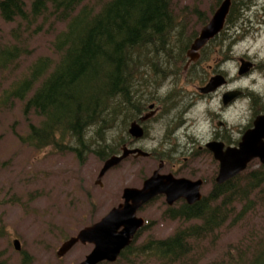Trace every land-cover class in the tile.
<instances>
[{"label":"trees","instance_id":"16d2710c","mask_svg":"<svg viewBox=\"0 0 264 264\" xmlns=\"http://www.w3.org/2000/svg\"><path fill=\"white\" fill-rule=\"evenodd\" d=\"M222 1L214 0L212 12ZM250 1L233 0L227 23L237 22ZM175 2L0 0V17L17 23L11 32L14 41L0 39V82H5L0 86V108L21 105L27 121V131L21 134L25 143L37 149L54 145L81 162L94 152L102 158L115 153L118 149L107 132L116 117L130 120L146 100L145 93L182 73L198 35L192 25L194 13L203 25L208 21L200 8L185 7L178 17ZM51 17L64 27L49 42V53H41L24 68V25L39 32ZM147 65L152 70L145 69ZM19 67L23 69L12 74ZM163 217L185 225L168 238L151 237L139 247H129L122 258L137 250L138 264H264V163L222 184L215 182L194 206L165 211ZM225 225L245 232L222 249L220 257L206 261L204 246L215 245ZM3 253L0 264H14ZM31 262L24 253L21 264Z\"/></svg>","mask_w":264,"mask_h":264},{"label":"rangeland","instance_id":"374dc122","mask_svg":"<svg viewBox=\"0 0 264 264\" xmlns=\"http://www.w3.org/2000/svg\"><path fill=\"white\" fill-rule=\"evenodd\" d=\"M31 1L27 0L28 3ZM213 3L214 0H176L175 10L177 16L181 17L185 7L200 8L205 11V16L210 21L218 8L212 12ZM241 13L238 21L228 23L224 31L205 49L196 67L198 76L195 77L197 79H194V83L198 85L207 81L210 78L208 65L215 63L217 67L220 66L229 72V77L234 79L232 86H242L259 97L260 92L254 91L253 87L264 91V83H261L264 81V0H251ZM16 25L17 23L7 22L0 17V39L6 42L14 41L11 32ZM192 25L194 33L199 35L204 25L195 13ZM33 27L35 26L27 28L24 25L23 28L22 44L26 49L23 56L24 68L41 53H49V42L64 27V23L56 22L54 17H51L44 23L41 31L34 32ZM192 29H189L188 33ZM240 57L254 60L257 66L237 78ZM23 67H19L12 74L17 75ZM145 69L152 70V67ZM254 74L256 78H253ZM167 80L161 82L159 90H152L143 95L146 100L142 99L141 109L148 107L149 100L156 96L161 99L163 92L174 90L170 79ZM244 81H248V84L245 85ZM4 83L0 82V86ZM179 86L180 83L175 81L174 87ZM186 87L185 82L181 84L183 94L188 92L187 88H191ZM184 97L183 102L176 103L173 108L166 105V112L154 124L148 139L129 143L132 138L128 132L131 120L117 116L107 132L110 142L118 149L117 153L113 154H122L121 147L128 144L139 149L155 150L159 154L156 158L146 157L149 154L136 157L129 155L123 162L106 171L99 182V174L113 154L102 158L94 152L81 162L73 153L58 152L54 145L37 149L21 138V134L27 131V121L21 113V105L15 102L11 107L0 108V228L4 226L3 233L0 234V251H4L3 256L14 264H21L24 253L31 257V264H80L93 250L94 245L78 242L65 255L58 256L61 245L117 206L125 188L143 185L144 180L158 168L159 157L166 151L170 153L174 150L173 147L160 148L159 139L169 143L177 141L176 137L188 141L192 140L190 137H194V178H207L208 182L202 188V193L204 196L208 195L214 186L218 168L217 162L212 161V157L200 149V146L205 145L212 130L220 128L218 123L221 116L219 118L217 112L222 109L221 102L215 96L204 98L194 92V112L186 114L184 119L182 109L185 102L191 100V93ZM248 107L249 103L246 104V109ZM239 108L240 106L227 111L230 122L236 119ZM236 123L237 121L234 122ZM235 126H238V123ZM90 130L92 133L94 127ZM174 155L175 152L172 156ZM260 165V160L256 159L248 166V170L251 172ZM162 202L160 197H155L139 211V215L143 216L149 225L142 230L133 246L143 245L149 237L168 238L185 225L182 220L165 219V206ZM244 232L245 229L239 226L225 225L217 232L215 245L204 246L206 261L220 257L223 253L221 250L229 248V244L241 238ZM16 238L21 240V251L16 250L14 246L13 240ZM136 252L137 250H134L133 255L114 262L104 261L99 264H138L136 259H139V256ZM191 256H194V252ZM146 264L152 262L148 261Z\"/></svg>","mask_w":264,"mask_h":264},{"label":"water","instance_id":"95a60500","mask_svg":"<svg viewBox=\"0 0 264 264\" xmlns=\"http://www.w3.org/2000/svg\"><path fill=\"white\" fill-rule=\"evenodd\" d=\"M232 0H223L214 12L195 41L192 42L187 51L190 60H197L200 50L208 42L218 35L225 27L227 16L230 13ZM250 68L248 61H242L240 74L247 72ZM222 74L212 76L206 85L200 88L203 93L216 90L225 83ZM238 92L233 91L224 95L227 103ZM129 133L135 138L143 136L144 129L136 121L132 122ZM207 147L214 153V157L220 162L216 182L222 184L237 176L256 158L264 163V115H260L254 121V126L248 129L238 146H227L220 141H212ZM122 154L112 155L104 164L98 182L111 167L123 162L131 153L139 152L142 155L149 154L142 149H130L123 146ZM202 180H189L187 178H175L172 174L164 175L155 171L149 178L145 179L141 187H127L123 191L124 201L114 207L98 222L86 226L76 235L63 242L58 250V256L65 255L78 242L93 243V250L80 264H99L102 261L114 262L118 259L120 252L128 244L141 228L145 219L137 216L139 208L148 203L158 194H166L167 202L174 203L179 198H186L189 203H196L203 197L201 193ZM123 226V229L119 230ZM16 250H22V243L19 238L13 240Z\"/></svg>","mask_w":264,"mask_h":264},{"label":"flooded vegetation","instance_id":"af4514ba","mask_svg":"<svg viewBox=\"0 0 264 264\" xmlns=\"http://www.w3.org/2000/svg\"><path fill=\"white\" fill-rule=\"evenodd\" d=\"M227 24L228 23L226 21L225 27ZM225 27H224V29H225ZM224 29L218 35H216L213 39H211L208 42V44L200 50V56L197 60H190L187 56V58H186L187 60H186L185 65L183 67L182 73L178 74L177 76L172 74L167 78V79H170L171 86L173 87L174 90H168L166 92H163L164 95L161 97V99H159L157 96L154 99L149 98L151 100L148 99L149 100L147 102V103H149L148 107H144L142 109L140 108L137 110H135V107H133V109L135 111L132 114V117L130 119L131 120L130 123L132 124V122H134V121L138 122L143 127L144 134H143V136H141L139 138H135L134 136H132L130 134L132 136V138L130 139L129 143H132V142H135L138 140H142V139H148L150 134H151V131L154 129V124H156L157 121L161 118V115L166 112V110L168 108L166 105H169L173 108L176 103L178 104V103L183 102V99H185L184 95L191 93V100H187L183 106V109H182L184 119L186 118V114H188L189 112H192V114H193V112H194V92H196L200 97H204V98H206L207 96L214 98V96H215L219 100V102H221V107H222V109H220L221 111L217 112L219 114L217 116L219 118L221 116L220 122L218 123V126H220V128L214 129L210 132V136H209L210 138L208 139V141L205 142L204 146H200V149H203L204 152L208 156H211L212 161L217 162L216 163L217 168H218L217 173H216V177H217L218 172H219L218 170L220 167V162L214 157V153L207 147V144L212 142V141H220V142L225 143V147H227V146H238V144L241 141L244 133L248 129H250L254 126V121L256 120V118L260 115H264V96H262L260 94L261 97L260 96L258 97V96H256V93L250 92L249 90H246L242 86L232 87V82L234 81V79L229 77L228 71L221 69L220 66L217 67L215 65V63L208 65V67L210 68V70H209L210 76L209 77L211 78L212 76L222 74L226 79L224 84L220 85L216 90H214L212 92L203 93L200 91V88L202 86L206 85L210 78H208L207 81L200 83L198 85H196L197 83H194V79H197V78H195V77H197V76H195L197 73L196 67H197V64L201 61L203 53L205 52V49L210 45V43L214 39H216L224 31ZM240 58L241 59H239L240 60L239 71H240V67L242 65V61H248V63L250 64L249 70L245 73H248L252 69L256 68L257 64L254 60L252 61L250 59H246L245 57H240ZM245 73H243V74H245ZM243 74H240V72H239L237 75V78ZM167 79L165 81H168ZM175 81L180 83V86L178 88L174 87ZM184 82L187 84V87L188 86L191 87V88L186 87L188 90V92L186 94H183V91L180 89L181 84ZM184 90H186V89H184ZM233 91H235V92L237 91L238 94L236 96H234L231 100H229L227 103H225L224 95L226 93L233 92ZM158 92H162V91H158ZM245 101H249V107L247 109H246ZM134 103L136 104V102H134ZM238 106H240L239 113L236 115V119L234 121L230 122L228 117H227V111H230L232 109H237ZM236 121L238 123V126H235L237 123L234 124V122H236ZM130 123H129V125H130ZM193 124H194V121H193ZM129 129H130V127H129ZM129 129H128V132H129ZM192 136H194V134ZM190 138H192L191 141L185 140L181 137H180V139L178 137H176L175 139L177 141L169 142V143L167 141H163V140L159 139L158 143H159L160 148L173 147L174 150L171 151L172 153L171 152L167 153V151H166L165 153H163L159 157L160 158L159 166L157 169H155L152 172V174L155 171H158L160 174H164V175L172 174L175 178H187V179L192 180V181L202 180L203 181L202 186H201V193H202V188L204 187V185H206L208 180L204 176L194 178V175H196V174H194V164L193 163H194V152L196 150H194V137H190ZM128 147L131 149L138 148V147H131V146H129V144H128ZM142 150H144V149H142ZM144 151L149 153V155L146 156L149 158H156L157 155L159 154V152L155 151V150H149V151L144 150ZM162 152H164V151H162ZM173 152H175L174 156H172ZM118 154H121V152ZM130 156L136 157V156H145V155H142L139 152L137 154V152H136V153H131ZM183 171H188V173H184ZM216 177H215L214 183L216 182ZM202 195L204 197L203 193H202ZM155 197H160V199L163 200L162 203L165 206V211H170L172 209H182L184 206H187V205L194 206V204H195V203H189V201L186 198H179V199L175 200L174 203L169 204L167 202V196L164 193L158 194ZM203 197H202V199H203ZM122 201H123V196H122V199L119 201L117 206H119L122 203ZM146 204L142 205L139 208V210L137 212V216L144 218L143 216L139 215V211ZM117 206H115V207H117ZM148 225H149V223L145 219L144 225L138 229V231L136 232V234L132 238L130 244H128L125 248H123L121 250L120 255L118 256V259L122 258L123 254L127 251V249L129 247L133 246L136 239L139 237V234ZM121 229H123V226L119 228V230H121ZM149 238H151V237H149ZM92 245H94V244L92 243Z\"/></svg>","mask_w":264,"mask_h":264},{"label":"clouds","instance_id":"9594fccd","mask_svg":"<svg viewBox=\"0 0 264 264\" xmlns=\"http://www.w3.org/2000/svg\"><path fill=\"white\" fill-rule=\"evenodd\" d=\"M253 78H256V77H255V74H254ZM261 83H264V81H261ZM244 84L247 85V84H248V81H244ZM232 87H236V85H233ZM253 90H254V91H258V92H260V94H261L262 96H264V91H260V89L255 88V87H253ZM247 103H249V101H245V104H247ZM242 122H243V121H242ZM204 128H205V130H207V125H205Z\"/></svg>","mask_w":264,"mask_h":264},{"label":"bare ground","instance_id":"6f19581e","mask_svg":"<svg viewBox=\"0 0 264 264\" xmlns=\"http://www.w3.org/2000/svg\"><path fill=\"white\" fill-rule=\"evenodd\" d=\"M130 126H131V124H130ZM130 126H129V127H130Z\"/></svg>","mask_w":264,"mask_h":264}]
</instances>
